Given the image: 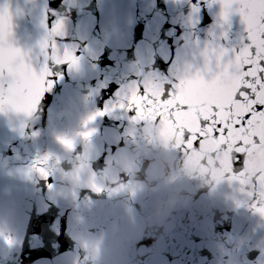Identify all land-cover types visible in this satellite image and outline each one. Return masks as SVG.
Returning <instances> with one entry per match:
<instances>
[{"label":"water","instance_id":"obj_1","mask_svg":"<svg viewBox=\"0 0 264 264\" xmlns=\"http://www.w3.org/2000/svg\"><path fill=\"white\" fill-rule=\"evenodd\" d=\"M9 5L34 67L57 21L65 34L49 43L78 65H50L54 87L32 117L0 112V264H264L254 207H264V160L233 168L212 139L186 151L170 125L120 107L133 84L171 91L189 65L203 67L209 44L239 48V14L223 20L213 0H0Z\"/></svg>","mask_w":264,"mask_h":264},{"label":"snow or ice","instance_id":"obj_2","mask_svg":"<svg viewBox=\"0 0 264 264\" xmlns=\"http://www.w3.org/2000/svg\"><path fill=\"white\" fill-rule=\"evenodd\" d=\"M213 2L221 5L225 21L239 14L246 36L241 46L230 54L227 49L209 44L201 53L203 67L192 71L189 65L171 91L151 79L145 81L143 91L139 84H133L120 107L134 110L136 121L170 125L183 137L181 147L186 151L199 148L208 139L215 140L218 150L228 152L236 168L245 166L252 156L264 160V0ZM14 27L12 7L0 6V112L7 106L32 117L39 112L44 94L54 87L55 73L50 65L67 63L74 67L78 58L73 51L61 52L55 41L49 43L51 37L65 34L64 21H57L41 41L46 55L38 70L30 62L31 50L16 45ZM106 112L107 108L90 115L85 127ZM95 131L92 128L80 135L89 140ZM57 139L68 149H75L73 140ZM48 159L44 156L37 164ZM37 171L44 178L50 174L44 167H37ZM257 182L264 183V173L257 172ZM254 207L264 216V207Z\"/></svg>","mask_w":264,"mask_h":264}]
</instances>
